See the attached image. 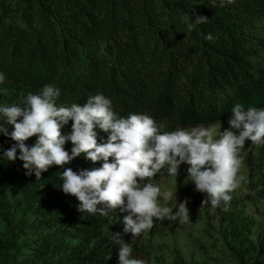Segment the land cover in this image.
Wrapping results in <instances>:
<instances>
[{
  "label": "trees",
  "instance_id": "16d2710c",
  "mask_svg": "<svg viewBox=\"0 0 264 264\" xmlns=\"http://www.w3.org/2000/svg\"><path fill=\"white\" fill-rule=\"evenodd\" d=\"M188 11L208 17L191 33ZM0 72V103L52 83L61 90L58 105L102 92L118 115L149 114L162 131L212 123L236 103L264 108V0L222 7L212 0H0ZM97 133L98 142L107 136ZM11 143L0 134L3 148ZM99 164L81 154L65 167ZM59 172L53 165L37 179L19 159L0 161V264H117L119 246L105 229L127 242L116 221L125 213L82 217L76 198L58 187ZM130 244L143 259L141 246ZM237 264H264V233Z\"/></svg>",
  "mask_w": 264,
  "mask_h": 264
},
{
  "label": "clouds",
  "instance_id": "9594fccd",
  "mask_svg": "<svg viewBox=\"0 0 264 264\" xmlns=\"http://www.w3.org/2000/svg\"><path fill=\"white\" fill-rule=\"evenodd\" d=\"M212 2L222 7L233 0ZM207 18L188 11L184 14L185 31L191 33ZM203 38L214 39L211 33ZM5 80V73L0 72V84ZM2 92L6 89L0 88ZM60 93L59 87L47 83L18 102L0 103V134L14 141L7 148L0 145V161L19 159L25 174H35L37 179L51 166H59L58 187L76 198L75 207L82 217L125 213L120 217L122 231L131 233L133 239L149 231L154 220L189 219L186 201L177 203L176 199L174 205L167 204L171 193L162 192L153 182L157 174L176 178L178 166L186 163L184 183L190 181L195 191L203 193L201 205L214 212L222 204L227 208L232 193L246 180L241 172L246 138L252 145H264V108L234 104L229 127L223 131L220 126L203 125L162 131L165 126L149 114L118 115L111 97L102 92L70 106L57 104ZM69 120L70 131L62 134ZM97 129L107 133L99 142ZM33 136L34 143L26 144ZM69 141L70 150L65 148ZM81 154L94 165L99 161V166L76 171L65 167ZM105 230L110 233L108 239L119 246L117 264H146L132 256V245L120 232H109L108 226Z\"/></svg>",
  "mask_w": 264,
  "mask_h": 264
},
{
  "label": "rangeland",
  "instance_id": "374dc122",
  "mask_svg": "<svg viewBox=\"0 0 264 264\" xmlns=\"http://www.w3.org/2000/svg\"><path fill=\"white\" fill-rule=\"evenodd\" d=\"M228 118L197 125L220 126L223 131L229 127ZM241 156V172L246 180L232 193L227 208L222 204L214 212L201 205L203 193L195 191L190 181L184 183L186 163L178 166L176 178L158 174L155 183L162 192L171 193L167 204L174 205L176 199L177 203L186 201L189 219L154 220L149 231L134 239L128 233V241L146 252V264H237L239 257L251 251L264 233V145H252L246 138Z\"/></svg>",
  "mask_w": 264,
  "mask_h": 264
}]
</instances>
